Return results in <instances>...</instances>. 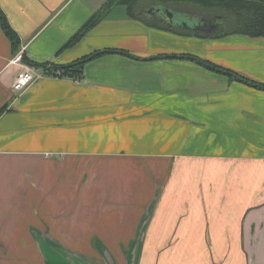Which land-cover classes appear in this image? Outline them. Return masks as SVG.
Returning <instances> with one entry per match:
<instances>
[{
    "label": "crops",
    "instance_id": "obj_1",
    "mask_svg": "<svg viewBox=\"0 0 264 264\" xmlns=\"http://www.w3.org/2000/svg\"><path fill=\"white\" fill-rule=\"evenodd\" d=\"M174 1L132 15L110 0H0L18 38L0 22V264H140L144 246L264 264V91L244 82L264 84V38H215L212 18ZM154 6L216 29L170 27ZM25 69L36 80L16 92Z\"/></svg>",
    "mask_w": 264,
    "mask_h": 264
},
{
    "label": "trees",
    "instance_id": "obj_2",
    "mask_svg": "<svg viewBox=\"0 0 264 264\" xmlns=\"http://www.w3.org/2000/svg\"><path fill=\"white\" fill-rule=\"evenodd\" d=\"M139 0H110L107 7L120 3L128 6L130 13L133 15ZM174 3H182L191 6H198L204 15L208 18H212L213 22L218 25V35L215 38H226L233 35H242L250 38H264V0H175ZM106 7V8H107ZM100 17L94 16L81 30L73 37L68 44L64 47V50L77 44L90 30H92L99 22ZM0 22L6 35L10 38L13 46L16 48L18 44V38L16 34L7 24L4 15L0 11ZM111 51H104L94 53L82 60H79L69 66L61 67L59 69L61 78L78 77V74L83 69L84 65L97 58L110 54ZM129 55L126 53H121ZM168 58L161 57L157 59ZM178 58V57H170ZM185 60H191L197 62L199 65L220 74H225L231 78H238L231 72L221 70L220 68L211 65L210 63L203 61L193 56L180 57ZM23 61L28 62L25 58ZM30 64V63H29ZM244 81V80H243ZM247 84L254 86L255 88L264 91V84H255L250 81H244ZM4 110L0 111V117L4 114Z\"/></svg>",
    "mask_w": 264,
    "mask_h": 264
},
{
    "label": "water",
    "instance_id": "obj_3",
    "mask_svg": "<svg viewBox=\"0 0 264 264\" xmlns=\"http://www.w3.org/2000/svg\"><path fill=\"white\" fill-rule=\"evenodd\" d=\"M148 17L158 18L165 24L173 28H183L184 30L202 31L210 34L216 29V25L211 21L197 15L189 13H179L164 6H154L147 10ZM139 247H135L138 250ZM136 255L132 257L131 264H136Z\"/></svg>",
    "mask_w": 264,
    "mask_h": 264
},
{
    "label": "rangeland",
    "instance_id": "obj_4",
    "mask_svg": "<svg viewBox=\"0 0 264 264\" xmlns=\"http://www.w3.org/2000/svg\"><path fill=\"white\" fill-rule=\"evenodd\" d=\"M195 247L181 246H144L140 264H184V250H194ZM187 264H189L187 258ZM193 264V261H192Z\"/></svg>",
    "mask_w": 264,
    "mask_h": 264
},
{
    "label": "built area",
    "instance_id": "obj_5",
    "mask_svg": "<svg viewBox=\"0 0 264 264\" xmlns=\"http://www.w3.org/2000/svg\"><path fill=\"white\" fill-rule=\"evenodd\" d=\"M57 75H60V72H57ZM36 80V73L31 69H25L20 72L15 78L12 89L16 92H21L27 87H29Z\"/></svg>",
    "mask_w": 264,
    "mask_h": 264
}]
</instances>
